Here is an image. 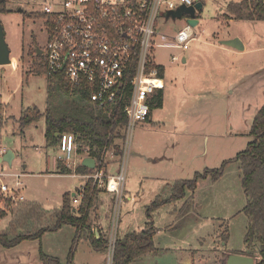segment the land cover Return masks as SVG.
<instances>
[{"label": "rangeland", "instance_id": "rangeland-1", "mask_svg": "<svg viewBox=\"0 0 264 264\" xmlns=\"http://www.w3.org/2000/svg\"><path fill=\"white\" fill-rule=\"evenodd\" d=\"M56 1L7 0L9 12L0 14L11 58L19 62L17 66L0 65V149L15 154L12 163L0 162V173L4 174L0 184L14 185L20 180L21 193L26 198L12 202L0 192V214L11 217L9 222L16 221L26 201L51 209L43 208L41 216L28 228L31 223L37 228L49 224L54 209L62 207L63 194L79 193L86 183V179L60 173L59 164L65 165V161L60 158L58 145L46 146L44 117L23 132L18 121L24 109H46L48 78L33 70V51L37 46L44 48L48 41L47 19L37 13H44L45 5ZM201 1L204 8L199 12V23L193 27L196 35L189 49L161 47L153 51L158 64L165 67V101L154 109L153 121L138 123L129 137L122 200L117 202L116 196L107 195L105 189H101L100 197L110 203L104 211L108 222L103 221L108 238L120 237L128 228L139 232L147 220V208L158 197H169L170 184L176 179L190 178L196 170L218 168L231 160L221 178L208 177L199 182L201 220L192 214L184 215L177 201L153 211L158 226L170 224L169 233L159 235L157 243L177 248L202 247L198 264H226L229 254L247 250L244 236L249 220L243 211L247 198L240 162L233 159L252 140L249 131L254 111L264 103L260 93L264 79L252 75L264 68V22L226 19L228 3L238 0ZM164 15L161 10L157 18L158 42H162V33L175 34L188 23L187 17L166 19ZM233 34L248 42L246 51L233 55L219 49L223 47L220 41ZM172 56L181 60H172ZM184 56L187 63L182 60ZM86 156L87 152L77 150L73 160L79 162ZM92 215L97 218L96 212ZM75 237L76 229L67 225L45 233L40 241L45 253L61 257L62 262L73 250V264H98L102 259L107 264L110 247L105 252L92 248L88 251L87 236ZM40 241H25L23 250H1L0 264H42Z\"/></svg>", "mask_w": 264, "mask_h": 264}, {"label": "trees", "instance_id": "trees-1", "mask_svg": "<svg viewBox=\"0 0 264 264\" xmlns=\"http://www.w3.org/2000/svg\"><path fill=\"white\" fill-rule=\"evenodd\" d=\"M7 12H9L7 0H0V14ZM225 15L228 19L264 22V0L231 1L227 5ZM37 16L49 17L46 13H37ZM32 68L39 75L47 74L43 54L36 56ZM158 68L160 75L163 76L164 66L158 65ZM47 78L46 109L44 111L38 107L24 109L18 120L22 132L28 125L44 117L47 147L59 145L63 133H73L77 139L79 152H87L88 156L102 161L107 171L110 165L116 166L113 171L115 172L120 165L127 136L128 117L123 107L113 104L102 107L95 104L91 101L90 91L73 87L63 75H50ZM162 105L163 91L160 90L150 102L151 110ZM249 135L252 140L233 160L240 162L242 186L247 198L243 208L249 220L244 236L247 247L245 253L257 258V264H264V104L254 117ZM108 151L114 152L112 159H106L104 156ZM104 159H106L105 162ZM228 162L231 160L223 162L218 168H206L202 172H197L192 179L177 181L169 198L158 197L147 208L145 227L139 232H131L116 239L113 264H131L147 253L158 252L154 236L159 229L155 227L153 211L162 204L184 198L186 189L195 190L203 179L221 178ZM59 171L61 174L72 173L71 169L63 163L59 164ZM94 171L95 169L82 163H79L76 168V172L82 174ZM85 182L80 203L76 205L74 202L80 192L74 197L70 191L65 192L62 197V207L55 208L50 223L41 228H37L35 223H31L30 228L28 225L41 216L39 214L42 213L43 207L38 203L24 202L17 220L11 221L8 229L0 230V245L11 249L26 240H41L44 233L56 231L67 224L76 228L75 239L82 234H88L96 249L106 250L109 244L108 239H104L101 232H92L91 221V214L101 189L91 179ZM4 214L1 212V216ZM21 227L26 229L21 230ZM72 253L73 250L70 252L67 263H63L58 257L45 253L41 243L39 246V258L42 264H73Z\"/></svg>", "mask_w": 264, "mask_h": 264}, {"label": "built area", "instance_id": "built-area-1", "mask_svg": "<svg viewBox=\"0 0 264 264\" xmlns=\"http://www.w3.org/2000/svg\"><path fill=\"white\" fill-rule=\"evenodd\" d=\"M197 2L199 0H57L44 7V13L49 15L46 18L48 41L43 48L46 76L63 75L73 87L90 91L95 104L122 106L128 117L122 159L115 172L107 171L98 160L94 172H76L84 157L79 162L73 160L78 150L73 133H63L58 145L60 158L72 170V176L91 179L100 189L115 194L117 202L122 200L125 191L129 137L138 123L148 121L152 111L150 102L166 86L158 68L161 64L153 51L161 47L187 50L194 39L193 27L187 23L175 34L162 33V42H158V15L163 10L166 17L180 6ZM104 156L112 159L114 152L108 151ZM22 188L20 180L14 185L0 184V192L12 202L26 200ZM74 202L80 203L79 196ZM116 239L113 235L108 238L107 264H113Z\"/></svg>", "mask_w": 264, "mask_h": 264}, {"label": "crops", "instance_id": "crops-1", "mask_svg": "<svg viewBox=\"0 0 264 264\" xmlns=\"http://www.w3.org/2000/svg\"><path fill=\"white\" fill-rule=\"evenodd\" d=\"M204 8V7H203ZM225 16V18L226 19H228L227 18V16L226 15H224ZM197 17H198V19H199V13L197 14ZM229 21L230 20H233V19H228ZM250 22H256V21H250ZM260 22H262V21H260ZM193 32H194V39H195V35H196V33H195V31H194V29H193ZM216 35V34H215ZM214 35V37H216ZM236 37H238L241 41H242V43H243V45H244V48L243 49H237V48H235V47H232V46H229V45H226V44H224L223 43V41L224 40H228V39H233V38H236ZM193 39V40H194ZM192 40V41H193ZM220 44H222L223 45V47H219V49L220 50H223V51H225V52H228L229 54H233V55H237V54H239V53H241V52H244V51H246L247 50V48H248V42L242 37V36H240V35H238V34H233V35H231V36H229V37H227V38H225V39H223V40H221L220 41ZM213 45V44H212ZM225 46V47H224ZM181 60V59H180ZM183 62L184 63H187V61H188V58L187 57H183ZM17 62V63H16ZM16 63V64H15ZM18 60L15 58V57H12V64H14L15 66H17L18 65ZM252 75H254V76H258L259 78H263L264 79V68L262 69V70H259L257 73H252ZM163 77H164V80H165V67H164V73H163ZM165 83H166V81H165ZM264 86V85H263ZM165 89H166V86H165ZM165 89L163 90V104H164V101H165ZM261 92H263L262 94H263V97H264V87H263V89H262V91H260V93ZM259 94V93H258ZM257 94V95H258ZM264 99V98H263ZM263 99H262V101H263ZM264 103L262 102V104H260L259 106H258V108L254 111V116L257 114V112H258V110L261 108V106L263 105ZM163 106V105H162ZM155 109V108H154ZM154 109H152V111H151V115H150V117H149V121L148 122H151V121H153V113H154ZM7 152V150H6V148H2V149H0V156L2 157L5 153ZM15 155V154H14ZM194 156V155H193ZM14 158H15V156H14ZM13 158V159H14ZM1 162V161H0ZM12 162H13V160H12ZM54 166H55V164H54ZM113 168H114V165H110V171L111 172H113ZM206 168H208V167H206ZM205 168V169H206ZM204 169V170H205ZM204 170H202V171H204ZM202 171H199V170H196L195 172H194V174H193V176L192 177H190V178H180V179H176L172 184H170V183H168V184H170L171 185V188L173 189V186H174V184L177 182V181H180V180H188V179H192L193 177H194V175L197 173V172H202ZM64 175H67V174H64ZM199 187V186H198ZM198 187L195 189V190H189V189H186V192H185V197L184 198H182V199H180V200H177V202H179V203H181V206H182V210L184 211V215H188V214H192L193 215V217H195V219L196 220H199L200 219V217H201V215H200V208H201V203L203 202L202 200L200 201L199 200V197H198ZM100 193H101V191H100ZM100 193H99V195L97 196V198H96V202H95V206H94V209H93V211H92V213H97V218H95L94 219V217H93V215L91 214V221H92V232L93 233H97V232H101L102 233V235H103V237H104V239H108V233L106 232V230H105V228H104V224H103V221L105 220L106 222H108V215H106L107 217L105 218L104 217V215L106 214L104 211H107L108 210V208H110V203L108 202L107 203V201H105L104 200V198L102 199L101 197H100ZM75 195L74 196H77L78 195V191H76V193H74ZM107 195H113V196H115V194H113V193H110V192H108V193H106ZM171 195H172V193H171ZM170 195V196H171ZM73 196V197H74ZM169 196V197H170ZM112 197V196H111ZM169 197H167V198H169ZM130 198V197H129ZM163 199H166V198H163ZM175 202L176 201H174V203L173 202H169V203H167V204H175ZM41 205H42V203H41ZM43 206V205H42ZM162 207V206H161ZM43 208L45 209V210H51V209H46L44 206H43ZM186 209H188V210H186ZM103 211L102 213H100V211ZM194 211V212H193ZM101 214H103V215H101ZM9 218L11 219V217H9L7 214H4L3 216H1V214H0V229H2V230H6V228H7V224L8 223H10L9 222ZM201 220V219H200ZM114 221V220H113ZM147 221V220H146ZM146 221L144 222V226H143V228L145 227V223H146ZM194 221V220H193ZM154 224H155V227L157 228V229H159V231L156 233V235H155V237H154V241H155V245H156V247H157V249H158V252H156V253H147V254H145V255H143V256H141V257H139V258H137V259H135L131 264H176V260H177V264H198V254L200 253V251H202V247H200V248H186V247H180V248H177V247H172V246H169V245H164V244H162V243H157V241H156V239H157V237L159 236V235H163V234H168L169 233V231H170V228H169V223L167 222V224H163L162 226H158V224H157V221L156 222H154ZM7 225V226H6ZM64 226H67V224L66 225H63L60 229H58V230H56V231H59V230H61L62 228H64ZM68 226H71V225H68ZM112 225H110V227H111ZM73 227V226H72ZM142 227V226H141ZM73 228H75V227H73ZM76 229V228H75ZM111 229V228H110ZM129 229V228H128ZM128 229H126V230H124L123 232H122V234H121V236L120 237H117V238H121V237H124L126 234H128V233H131V232H136V231H130V230H128ZM140 230H142V229H140L139 228V230L138 231H140ZM55 232V231H54ZM47 233V232H46ZM45 234V233H44ZM44 234H43V236H44ZM77 234V233H76ZM85 236H87V238H85V240L88 242V243H90L89 244V247H88V251H90V249L89 248H92V250H94V251H99V252H105V251H107L108 250V248L106 249V250H99V249H96L94 246H93V244L91 243V240H90V237L88 236V234H84ZM42 236V237H43ZM98 237H99V235H98ZM42 239V238H41ZM26 241H31V240H26ZM32 241H38V239L37 240H32ZM40 241V240H39ZM24 242L25 241H23L22 243H20L19 245H17L16 247H14V248H11V249H6V248H4V247H2L1 245H0V251L1 250H23L22 248H24V247H22L23 246V244H24ZM40 243H41V241H40ZM39 249V248H38ZM195 253V252H197V253H195L194 255L192 254V253ZM239 253H241V252H239ZM241 254H246L245 253V251H243V253H241ZM247 255V254H246ZM56 257H58V256H56ZM60 260L62 259L61 257H58ZM62 261V260H61ZM68 261V260H67ZM67 261L66 262H63V263H67ZM73 261H74V256H73ZM102 262H103V264H105V260H100V262L98 263V264H102ZM74 263V262H73ZM91 262H88L87 264H90Z\"/></svg>", "mask_w": 264, "mask_h": 264}, {"label": "water", "instance_id": "water-1", "mask_svg": "<svg viewBox=\"0 0 264 264\" xmlns=\"http://www.w3.org/2000/svg\"><path fill=\"white\" fill-rule=\"evenodd\" d=\"M204 4L199 1L195 5L192 6H180L178 9L174 11H170L166 14L167 18H173V19H180L187 17L188 23L195 27L199 23V19L197 17V14L203 10ZM224 44L235 47L237 49H243L244 45L242 41L236 37L233 39H228L223 41ZM12 58H11V50L6 42L5 39V29L2 24V21L0 19V65H6L11 64ZM14 152L12 150H8L1 158L0 161H7L9 163H12V160L14 158ZM81 163L85 166H88L91 169L96 168V159L92 157H84L81 160ZM75 194L73 193V196ZM226 264H257V260L254 257H251L246 254H237V253H231L227 256Z\"/></svg>", "mask_w": 264, "mask_h": 264}, {"label": "flooded vegetation", "instance_id": "flooded-vegetation-1", "mask_svg": "<svg viewBox=\"0 0 264 264\" xmlns=\"http://www.w3.org/2000/svg\"><path fill=\"white\" fill-rule=\"evenodd\" d=\"M43 48L42 47H40V46H37L36 48H35V50L33 51V54H35V56H37V55H39V54H43Z\"/></svg>", "mask_w": 264, "mask_h": 264}, {"label": "bare ground", "instance_id": "bare-ground-1", "mask_svg": "<svg viewBox=\"0 0 264 264\" xmlns=\"http://www.w3.org/2000/svg\"><path fill=\"white\" fill-rule=\"evenodd\" d=\"M16 63H17V62H16ZM16 63H15V64H16Z\"/></svg>", "mask_w": 264, "mask_h": 264}]
</instances>
